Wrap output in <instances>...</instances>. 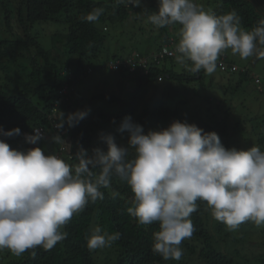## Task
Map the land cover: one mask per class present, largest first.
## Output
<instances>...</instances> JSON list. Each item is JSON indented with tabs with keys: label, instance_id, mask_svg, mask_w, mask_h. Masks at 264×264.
Listing matches in <instances>:
<instances>
[{
	"label": "trees",
	"instance_id": "trees-1",
	"mask_svg": "<svg viewBox=\"0 0 264 264\" xmlns=\"http://www.w3.org/2000/svg\"><path fill=\"white\" fill-rule=\"evenodd\" d=\"M195 2L202 8H217L214 13L216 15L235 10L246 31H251L264 18V0ZM94 8L104 9L97 21L87 22L81 19ZM157 10L158 0H139L138 5L118 4L116 0H16L15 3L12 0H0V127L5 130L19 127L21 130V135L0 136V139H4L10 148L26 151L30 148L24 134H31L32 128L41 127L46 131L45 139L37 145L49 139L46 151L44 150L49 155H55L60 146L64 145L65 152L58 157L69 165L78 163L75 154L80 147L87 149L89 153L96 147L106 149L100 138L102 134L111 133L118 145L127 146L128 133L119 132L117 128L125 116H131L134 122L139 121L137 107L142 88L133 89L127 102L120 98V108L116 113L94 108L73 127H68L67 124L63 129L54 127L60 121L61 113L66 117L77 110L88 109L84 105L87 101L83 97L75 96L73 84L92 70L87 66L91 59L99 60L102 55L107 60L102 65L108 66L114 73L118 72L119 76H129L128 65L118 67L113 61H124L134 54L133 51L124 56L106 55L113 44L112 40L108 42L109 23H115L119 28L125 27V23L135 22L139 25L141 21L146 23L148 14ZM58 24L63 26L64 33L49 32L47 29L48 26ZM36 27H40V31ZM180 27L179 24L160 28L153 25L146 33L151 38L150 43L156 48L163 49L166 46L175 50ZM122 30L125 32L126 28ZM40 34L44 35V40L49 45H43ZM138 52L139 55L143 54ZM176 55L174 53L172 56H164L163 65L162 62L157 64L158 59H155L146 74H143L141 66L131 74L138 83L156 80L157 76H162L166 84L169 82L168 87H164L163 99L153 102L148 110L143 109L142 126L145 133L167 127L174 120L187 121L206 132L215 131L226 148L236 146L235 148L241 149L238 139L228 138L229 126H225V120H219L213 110L219 111V103L222 106L227 105V102L222 104L217 98L218 93L214 92L215 89H220V84H214L212 79L207 83V73L204 70L191 72L190 62H187L188 66L180 64ZM261 60L264 62V59L250 57L247 69L228 73L238 77L237 89L241 81L248 80L245 82L252 83L259 91L251 69L256 70L261 75L260 78L264 76ZM109 61H112V67L107 64ZM224 74L222 78L228 75ZM262 80L264 81V77ZM64 86L67 91H64ZM165 89H169V92H165ZM98 97L107 98L109 101L119 98L115 94H99ZM213 100L219 101L214 103L216 106L211 108L204 105H209ZM104 116L108 121L107 125L99 122ZM112 119L117 122L113 123ZM235 126H240V122H236ZM256 128L259 131L256 130L258 136H255L254 146L261 147L264 144V134L261 133V126ZM57 134L61 136L60 142L52 139ZM133 156L134 151L129 149L128 158ZM100 190L104 193V199L95 203L89 202L80 213L73 215L61 229L67 233V237L53 249H30L6 264H95L93 251H89L86 246L93 226H99L107 233H120V238L111 244L117 249L114 264H264V237L260 235V240L253 238L249 234L251 230L246 233L247 230L241 229L250 221L239 226L241 234L239 228L230 231L212 217L206 202L200 200L197 201V210L190 217L194 225L193 235L183 240L180 245L183 250L181 259L164 260L152 251V237L159 230L158 222L138 225L126 211L132 206L134 197L127 183L113 177L111 187ZM113 193L117 195L113 196ZM248 238L258 239L253 250L248 247ZM216 243L221 245V250L217 249ZM227 246L232 249L230 252ZM32 251H35V256L31 255Z\"/></svg>",
	"mask_w": 264,
	"mask_h": 264
},
{
	"label": "clouds",
	"instance_id": "clouds-1",
	"mask_svg": "<svg viewBox=\"0 0 264 264\" xmlns=\"http://www.w3.org/2000/svg\"><path fill=\"white\" fill-rule=\"evenodd\" d=\"M116 3L138 5L139 0ZM103 11L94 8L81 19L95 22ZM147 21L157 28L181 25L178 43L175 50L165 46L142 55L134 51L124 61H113L118 67L128 65V77H134L131 74L139 66L143 74L148 73L155 59L159 64L164 56L174 53L178 63L188 66L190 62L193 73L204 70L212 74L218 68L228 74L247 69L248 65L241 69L221 55L228 49L244 60L264 59V18L246 31L235 10L216 15L205 11L195 0H158V10L148 14ZM219 62L229 68L221 69ZM113 63L107 64L112 67ZM231 65L236 69H231ZM254 76L256 86L261 83L259 91L264 92L262 77ZM156 80H162V76ZM89 111L77 110L66 117L61 113L56 128L75 126ZM117 131L128 133L127 146L118 145L111 133L102 134L106 149L96 147L89 153L80 147L75 165L58 157L65 152L64 145L55 155H49L39 146L26 151L13 149L0 139V250L6 248L17 257L37 247L50 251L67 237L61 229L73 215L89 202L104 199L100 189L110 188L113 177L131 188L134 197L126 211L138 225L158 222L152 251L164 260L181 259L180 245L194 232L190 217L197 210L198 200L206 202L212 217L230 231L248 221L264 226V151L260 147L226 148L215 131L206 132L194 123L180 120L145 133L142 125L125 116ZM18 135L19 127H0V136ZM24 139L37 145L45 136L41 129L32 128ZM52 139L60 142L61 136L57 134ZM129 149L134 151L131 159ZM119 238V232L107 233L96 226L87 237L86 246L94 251L111 246ZM31 255L35 256V251Z\"/></svg>",
	"mask_w": 264,
	"mask_h": 264
},
{
	"label": "rangeland",
	"instance_id": "rangeland-1",
	"mask_svg": "<svg viewBox=\"0 0 264 264\" xmlns=\"http://www.w3.org/2000/svg\"><path fill=\"white\" fill-rule=\"evenodd\" d=\"M196 1L198 3L202 2V0ZM15 2L16 0H12V3ZM203 9L210 13L216 12V8ZM138 24L139 25H136L135 22H133L132 24L125 23V27L122 26L121 28H119L115 23H109V29L107 31V34L109 36L108 42L112 40L113 44L106 52L107 57H111L113 54L124 56V54L131 53L132 51H141L143 54H148L150 50L154 51L158 49L155 45L151 44L152 42L150 43L151 38L146 33V31H150V28H153V24H151L147 20L146 23H142L141 21ZM62 27V25L58 24L54 26H48L47 29H49V32L56 31V33H64V28ZM122 28H126L125 32L122 30ZM35 29L37 31H40V27H36ZM40 37L43 45H49V42L44 40V35L40 34ZM221 55H224L227 61H233L241 69L247 66L250 62V57L246 60L241 59L238 55H233L230 49L225 50ZM106 61L107 60H105V57H102L101 60L91 59V61L87 62V66L89 65L92 70L83 75L80 80H78V82L73 84V91L75 93V96L83 97L84 100L87 101V104L84 105H86L87 108L90 109V111H92L94 108H97L105 110L107 113H116L120 108L119 99H124V101L126 102L129 101L133 89L141 87V92H143L144 94L140 92L141 96L137 107L139 113V121H136V123L142 125L144 120L143 109L148 110L149 107H151V105L153 104V102H158L159 99H163L162 97H164V87L167 88L169 82H167L166 84V81L164 80H151L150 82L148 81L147 83L141 86L136 81L135 77L124 78L123 76H119L118 72L114 73L111 69H109L108 66L102 65L106 63ZM260 62L261 66H263L264 69V62H262V60ZM180 66H177L176 68L180 69ZM251 72L254 75L261 76L257 74L256 70L251 69ZM224 75L225 74L219 71L218 68H216V71L212 74L207 73L205 81L208 83L212 79V82L214 84H220V89H218L217 91L215 89L214 92L218 93L217 98L222 101V104H224V102H227V105L223 106L219 103V107H221L219 111L215 109L213 110L215 112L216 117L221 121L225 120V126H229V131L228 129H226V131L229 132L228 138L231 137L238 139L241 149H247L251 146H254L255 144V136H258L256 134V130H258L256 126H261L262 132H260L264 134V92L258 91L256 87L252 85V83L245 82L248 80L241 81L240 86L237 89L236 81L238 80V77H235L236 75L230 76L228 74L224 78H222L221 76ZM227 79H229L230 82ZM119 82L121 85L119 84ZM156 85H158V87L155 88ZM146 88L148 90L145 92L144 90ZM258 88L261 89V83L259 84ZM63 89L64 91H67L66 86H64ZM223 91L225 93H222ZM165 92H169V89H165ZM99 94H115L119 96V98L113 101H109L107 98L98 97ZM147 99L151 102H147ZM174 99L175 101L177 100L175 97ZM213 101L210 102L209 105H204L212 108V106H216L214 105V103L217 104L219 102L218 100ZM227 111L229 113L226 114L225 112ZM105 118L106 117L104 116L100 119L99 122L101 125H107L108 121ZM112 121H115V123L117 122L116 119H112ZM236 122H240V126H235ZM259 123L261 125H257ZM54 128H56V125ZM230 140L232 142H235V140L233 139ZM48 143L49 139L46 142H42L37 146L42 147L43 150H45ZM51 145L52 144L50 142L49 146ZM32 147H36V145H28V148ZM260 149L264 151V144L260 147ZM94 228L95 226H93V229ZM241 229L244 231L247 230L246 233L251 230L249 234L253 238H259L260 240V235L264 237V226L257 227L251 221L249 224L247 223V225L242 226ZM241 229L240 234L242 233ZM256 240L258 239H247V242L250 243L248 244V247L250 246L249 248H251L252 250L254 249L255 244H257ZM215 245L218 246L217 249H222L221 245H218V243H216ZM116 250L117 249L112 246L94 250L93 256L95 259V264H114V262L116 261ZM227 250L230 252L232 249L227 246ZM16 258L18 257L13 255L8 249L5 248L0 250V264H6L9 261L15 260Z\"/></svg>",
	"mask_w": 264,
	"mask_h": 264
},
{
	"label": "built area",
	"instance_id": "built-area-1",
	"mask_svg": "<svg viewBox=\"0 0 264 264\" xmlns=\"http://www.w3.org/2000/svg\"><path fill=\"white\" fill-rule=\"evenodd\" d=\"M165 52H166V51H165ZM166 53H171V52L168 51V52H166ZM219 65H220L221 69H223V70H226V69L229 68V66L225 65L224 62H219ZM231 69H236V66L231 65ZM257 80H258V79H257ZM35 128H39V129H41V130L43 131V133H44V136H45L46 131H45L43 128H41V127H35Z\"/></svg>",
	"mask_w": 264,
	"mask_h": 264
}]
</instances>
